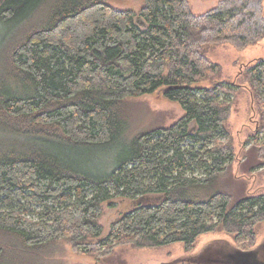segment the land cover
<instances>
[{
	"label": "trees",
	"instance_id": "trees-1",
	"mask_svg": "<svg viewBox=\"0 0 264 264\" xmlns=\"http://www.w3.org/2000/svg\"><path fill=\"white\" fill-rule=\"evenodd\" d=\"M143 1L134 12L104 0H0V232L10 238L0 264L62 239L96 255L116 245L190 250L216 231L253 246L264 193L186 191L208 185L234 155L222 142L238 84L211 79L220 66L204 48L262 40L264 0H218L201 14L188 0ZM242 75L264 116V57ZM157 90L183 116L123 140L125 99ZM258 149L261 158L264 141ZM113 198L150 201L102 235L97 219Z\"/></svg>",
	"mask_w": 264,
	"mask_h": 264
},
{
	"label": "rangeland",
	"instance_id": "rangeland-1",
	"mask_svg": "<svg viewBox=\"0 0 264 264\" xmlns=\"http://www.w3.org/2000/svg\"><path fill=\"white\" fill-rule=\"evenodd\" d=\"M114 8L138 12L143 0H104ZM216 0H192L193 12L199 13L215 6ZM264 13V2H263ZM205 55L219 64L220 73L215 80L233 81L238 84L232 102L230 114L225 121L229 137L227 143L233 150V159L226 170L216 175L208 185L191 188L186 191L189 197L206 198L210 193L223 191L231 195L232 200L243 196L264 193V155L260 158L258 146L264 141L261 132L264 116L258 109L248 83L242 77L243 69L254 59L264 57V38L243 49H237L229 43L208 45ZM242 72V73H241ZM211 79L203 80L199 86H208ZM184 114L178 103L165 98L160 90L150 94L126 98L123 106V118L126 129L123 140H129L138 133L155 127L169 126ZM263 140V141H262ZM199 172H195L197 174ZM150 201L113 198L102 204V212L97 219L105 235L112 222L122 214L133 209L138 203ZM255 242L250 248L259 245L264 239V221L255 225ZM10 240L0 232V243ZM227 242L235 248H248L249 240L235 237L224 231L200 235L190 250L182 243H173L156 248H135L130 245H116L107 255L85 254L74 251L69 240H57L45 246L43 252L32 259L20 256L19 264H217L203 260L202 251L211 242ZM188 257V258H187ZM190 257V258H189Z\"/></svg>",
	"mask_w": 264,
	"mask_h": 264
},
{
	"label": "water",
	"instance_id": "water-1",
	"mask_svg": "<svg viewBox=\"0 0 264 264\" xmlns=\"http://www.w3.org/2000/svg\"><path fill=\"white\" fill-rule=\"evenodd\" d=\"M201 257L203 260L205 258L206 261L217 264H264V239L259 245L247 250L235 248L227 242H211L202 251Z\"/></svg>",
	"mask_w": 264,
	"mask_h": 264
},
{
	"label": "crops",
	"instance_id": "crops-1",
	"mask_svg": "<svg viewBox=\"0 0 264 264\" xmlns=\"http://www.w3.org/2000/svg\"><path fill=\"white\" fill-rule=\"evenodd\" d=\"M217 1H218V0H216V3H217ZM188 2H189V4H190L191 10H192V12H193V9H192V0H188ZM216 3H215V5H216ZM213 7H214V6H212L211 8H213ZM211 8H209V9H211ZM209 9H207V10H209ZM207 10H204V11L199 12V13H195V12H193V13H194V14H201V13L207 11Z\"/></svg>",
	"mask_w": 264,
	"mask_h": 264
}]
</instances>
